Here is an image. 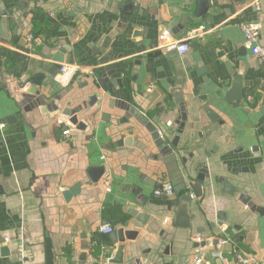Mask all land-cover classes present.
Masks as SVG:
<instances>
[{
	"label": "crops",
	"instance_id": "obj_1",
	"mask_svg": "<svg viewBox=\"0 0 264 264\" xmlns=\"http://www.w3.org/2000/svg\"><path fill=\"white\" fill-rule=\"evenodd\" d=\"M38 1L0 0V264H111L120 243L104 222L136 232L122 264H193L201 241V264H222L223 228L229 261L264 264V64L239 28L260 21L264 44V0ZM196 26L185 54L151 50ZM61 47L62 63L92 72L57 83ZM39 74V95L25 93ZM236 77L242 97L227 100ZM191 185V225L176 227Z\"/></svg>",
	"mask_w": 264,
	"mask_h": 264
},
{
	"label": "built area",
	"instance_id": "obj_2",
	"mask_svg": "<svg viewBox=\"0 0 264 264\" xmlns=\"http://www.w3.org/2000/svg\"><path fill=\"white\" fill-rule=\"evenodd\" d=\"M37 6H41V3L37 0L36 2ZM252 4L259 9V3L257 0H254ZM240 31L243 34L244 43L249 48L251 54L260 60L264 64V44H261L259 42V34H260V28L261 23L258 20H251V21H242L239 23ZM204 34V27L203 26H196L190 28L186 35L179 40H172L164 45H159L152 47L151 50H161L164 53H174L177 55H183L185 54L190 47V42L194 40L195 38L200 37ZM91 73L92 68L75 64V63H61L58 68V72L55 75V81L61 85H66L70 82V80L78 73ZM28 84H25L23 89H26V86ZM58 123L65 124L67 126L66 129L63 130V135L65 137H68L71 126V123L69 121H61L58 120ZM168 125L171 126L172 123L168 122ZM172 127V126H171ZM159 137L162 138V133L159 132ZM101 158H104L103 156ZM172 190L169 187H164L163 190H155L154 194L157 197H167L171 195ZM194 195H191V198H193ZM113 226L109 222H104L100 225L99 231L108 234L112 232ZM230 241V236L226 234L225 229L223 228V235L219 238H217V244L216 248L212 251V254L214 257H217L222 261V264H261L259 259L249 252H236L233 253V260L229 261L228 258L225 257L223 252L219 250L221 246H224ZM195 257L193 264H201L202 262V253L204 252V246L197 247L195 250ZM112 256L108 258L111 259Z\"/></svg>",
	"mask_w": 264,
	"mask_h": 264
},
{
	"label": "water",
	"instance_id": "obj_3",
	"mask_svg": "<svg viewBox=\"0 0 264 264\" xmlns=\"http://www.w3.org/2000/svg\"><path fill=\"white\" fill-rule=\"evenodd\" d=\"M198 5L200 7V10H204V8L208 7V0H198ZM171 41V40H169ZM169 41H167L166 43H168ZM65 52V48L61 47L59 49V52L56 54L54 61L55 64H53L49 70V73L54 75L56 72V69L59 68L60 63L63 62V56L62 54ZM43 79V74H39L35 77V79L32 80V82L30 83V85L28 87H26V91L25 93L27 94H38L39 95V90L37 89V87L40 86L41 81ZM241 80L239 77H236L230 91L227 92L226 94V99L227 100H231V101H238L241 99L242 95H241ZM212 116V115H211ZM71 123H75V118H73L71 121ZM152 133V137L153 138H158L159 137V133L158 130H153V128L150 127L149 129ZM116 146H119V144H116ZM104 166H101L99 168H87V172L89 174V176L92 179H95V177L93 175H97V172H103L104 171ZM96 173V174H95ZM140 177H144L146 179L145 176L140 175ZM203 180L202 174H200L199 177V182L201 183V181ZM151 183H153V181H151ZM150 183V184H151ZM160 189H164V186L159 185ZM77 187H72L69 188L68 190H65L63 192V195L65 197V199H69L73 194H75V190ZM180 189H177V191ZM182 190H186V192H184L183 194H181L178 197L177 200V205L175 207V217H174V221L173 224L176 227H190L191 225V195L196 194L197 196L201 194V190L200 187L197 186H190V189H186L185 186H183ZM181 191V190H180ZM132 214L134 216H137V212L134 211L132 212ZM137 218L141 221L144 220V216H137ZM136 232L132 231V230H124L123 228H115L114 230H112V232L109 233L110 238L112 239L113 242H118L120 243V245L118 246L114 256L110 259V263L111 264H122V249H123V242L128 239L131 240L135 237ZM4 242V238L0 237V244H2ZM83 248H88L87 246V242L85 240H83ZM205 241H201L198 243V245L204 246L205 245ZM214 244H217V240H215ZM0 251L2 254L7 253L9 250L6 246H1L0 247ZM85 254V253H84ZM83 254V255H84Z\"/></svg>",
	"mask_w": 264,
	"mask_h": 264
}]
</instances>
